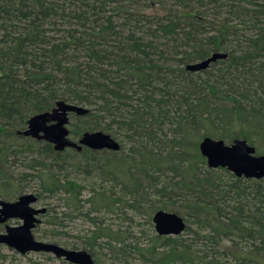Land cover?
I'll return each mask as SVG.
<instances>
[{"label": "trees", "instance_id": "16d2710c", "mask_svg": "<svg viewBox=\"0 0 264 264\" xmlns=\"http://www.w3.org/2000/svg\"><path fill=\"white\" fill-rule=\"evenodd\" d=\"M214 53L228 56L186 69ZM58 102L89 109L69 115L73 141L101 131L120 150L18 134ZM207 137L264 155V0H0V203L33 192L47 242L95 264H264V178L210 169ZM160 210L185 234L143 245L137 220L155 229ZM63 219L90 230L71 243Z\"/></svg>", "mask_w": 264, "mask_h": 264}, {"label": "water", "instance_id": "95a60500", "mask_svg": "<svg viewBox=\"0 0 264 264\" xmlns=\"http://www.w3.org/2000/svg\"><path fill=\"white\" fill-rule=\"evenodd\" d=\"M226 53H214L208 59L187 65L190 72H201L218 60L227 58ZM75 113L83 116L89 109L58 102L50 112L33 116L27 128L18 134L37 141L52 144L56 151L76 149L81 152L84 148L92 151H119L121 146L110 134L86 132L78 142L70 138L68 124L69 115ZM200 151L206 158L210 169L224 168L236 177L261 180L264 178V155L257 156L256 149L247 141L235 140L227 145L222 140L205 138L200 143ZM38 197L33 194L22 195L16 202L2 201L0 203V224H6V232L0 234V245L17 252L20 255L29 253L51 254L57 259H63L70 264H94L91 253L86 250H73L59 244L39 241L33 231L40 224L39 216L46 213V208H34ZM19 220V226H10L8 221ZM156 233L161 237L180 236L186 230L183 217L173 212L157 211L153 216ZM65 264V263H63Z\"/></svg>", "mask_w": 264, "mask_h": 264}, {"label": "rangeland", "instance_id": "374dc122", "mask_svg": "<svg viewBox=\"0 0 264 264\" xmlns=\"http://www.w3.org/2000/svg\"><path fill=\"white\" fill-rule=\"evenodd\" d=\"M29 193H33V192H28L25 194H29ZM24 194V195H25ZM34 194V193H33ZM87 197V196H85ZM15 201H10V202H16ZM48 203L52 204V208L55 210V212L57 214H59L58 216L61 217V214H63V212L65 211L64 206L61 204V202H59L56 199L50 200ZM34 208L38 209V208H47V206H45L43 203L41 202H37L36 204L33 205ZM1 208V206H0ZM108 219L110 218V216H106ZM39 219H44L43 217H40ZM114 217L110 218L109 220H107V224L111 223L114 224ZM137 222H141L143 225L140 226V229H143L146 233L147 236H145L143 239L141 238L139 241L143 244V245H147L148 244V238L149 236H152L155 232V229L151 228L150 224L147 222L145 223L144 219H138ZM63 223H64V227L60 228L61 231H64L65 233H68V235H71V238L68 239L71 243H75V236H84V234L87 233L88 230H90V225L87 222H84L82 219H74V220H69V219H63ZM117 225H119L120 220H116L115 222ZM22 222L19 220H11L8 221V225L10 226H19L21 225ZM115 225V224H114ZM45 230V225L44 224H40V227L38 229V231H33V234L35 236V238L39 241H43V242H47V240L41 238L42 233ZM6 232L4 229L0 228V234ZM41 234V235H40ZM185 234V233H183ZM66 242V241H63ZM69 242V243H70ZM59 245L67 248V246H65L63 243H58ZM3 250L4 253L6 254L7 258L5 260L0 261V264H32V262H36L37 264H62L63 260L62 259H57L56 257H54L51 254H46L43 255L44 253H29L27 255H20L17 252L7 248L6 246H3ZM51 257V258H47V257ZM53 259V260H52Z\"/></svg>", "mask_w": 264, "mask_h": 264}, {"label": "flooded vegetation", "instance_id": "af4514ba", "mask_svg": "<svg viewBox=\"0 0 264 264\" xmlns=\"http://www.w3.org/2000/svg\"><path fill=\"white\" fill-rule=\"evenodd\" d=\"M38 225H39V224H38ZM62 260H63V259H62ZM93 261H94V260H93ZM63 263H65V264H70V263H68V262H64V260H63ZM63 263H62V264H63ZM94 264H95V263H94Z\"/></svg>", "mask_w": 264, "mask_h": 264}]
</instances>
